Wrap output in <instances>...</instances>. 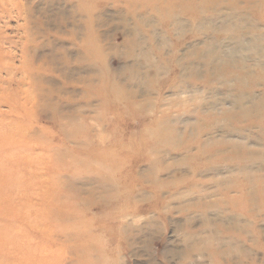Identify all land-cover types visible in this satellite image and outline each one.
I'll list each match as a JSON object with an SVG mask.
<instances>
[{
  "label": "rangeland",
  "instance_id": "374dc122",
  "mask_svg": "<svg viewBox=\"0 0 264 264\" xmlns=\"http://www.w3.org/2000/svg\"><path fill=\"white\" fill-rule=\"evenodd\" d=\"M0 264H264V0H0Z\"/></svg>",
  "mask_w": 264,
  "mask_h": 264
},
{
  "label": "bare ground",
  "instance_id": "6f19581e",
  "mask_svg": "<svg viewBox=\"0 0 264 264\" xmlns=\"http://www.w3.org/2000/svg\"><path fill=\"white\" fill-rule=\"evenodd\" d=\"M92 57H94V55H92Z\"/></svg>",
  "mask_w": 264,
  "mask_h": 264
}]
</instances>
